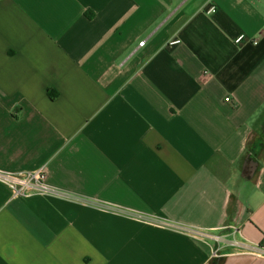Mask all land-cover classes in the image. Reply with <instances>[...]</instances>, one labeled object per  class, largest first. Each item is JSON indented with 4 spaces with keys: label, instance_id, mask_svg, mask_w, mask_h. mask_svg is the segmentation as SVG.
<instances>
[{
    "label": "crops",
    "instance_id": "crops-1",
    "mask_svg": "<svg viewBox=\"0 0 264 264\" xmlns=\"http://www.w3.org/2000/svg\"><path fill=\"white\" fill-rule=\"evenodd\" d=\"M40 168L0 264H264L155 224L264 247V0H0V170Z\"/></svg>",
    "mask_w": 264,
    "mask_h": 264
},
{
    "label": "built area",
    "instance_id": "built-area-1",
    "mask_svg": "<svg viewBox=\"0 0 264 264\" xmlns=\"http://www.w3.org/2000/svg\"><path fill=\"white\" fill-rule=\"evenodd\" d=\"M210 12H215L212 8ZM245 40L241 35L235 43L239 44ZM179 41L173 42L177 44ZM141 43V45H143ZM227 102L230 98L226 99ZM0 183L7 186L14 197L43 196H64L47 183V173L45 168L36 171L23 172L19 174L8 173L0 170ZM155 224L173 229L179 233L187 235L201 243L206 244L210 249L212 258H219L223 255V249L230 248L233 255L247 254L264 257V247L250 242L241 235V231L235 226H227L217 230H205L192 226L177 225L169 222H155Z\"/></svg>",
    "mask_w": 264,
    "mask_h": 264
},
{
    "label": "trees",
    "instance_id": "trees-1",
    "mask_svg": "<svg viewBox=\"0 0 264 264\" xmlns=\"http://www.w3.org/2000/svg\"><path fill=\"white\" fill-rule=\"evenodd\" d=\"M50 96H51V98H53V99L56 98V95H55V94H52V93H51Z\"/></svg>",
    "mask_w": 264,
    "mask_h": 264
}]
</instances>
